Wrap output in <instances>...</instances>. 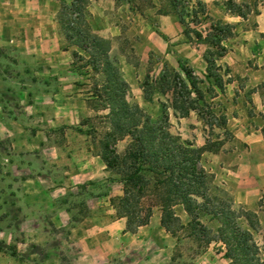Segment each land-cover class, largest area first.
Masks as SVG:
<instances>
[{"label": "rangeland", "instance_id": "obj_1", "mask_svg": "<svg viewBox=\"0 0 264 264\" xmlns=\"http://www.w3.org/2000/svg\"><path fill=\"white\" fill-rule=\"evenodd\" d=\"M43 1L52 11L45 19H37L44 20L39 30L32 29L33 38L30 41L19 40L23 32L18 34L13 31L11 36L15 41L0 45V72L10 74L13 87L27 86L34 95L42 89L53 94L50 101L38 103L40 108L37 104H34L37 107L27 108V114L33 122L32 131L38 128L39 122H75L72 126L55 125L48 129L49 138L60 141L61 147L65 146L60 152L62 156L66 154V157L74 159L81 158L85 153L100 156L103 141H108V149H113L121 156L129 137L124 135L113 144L111 137L106 134L112 130L107 108L102 105L106 73L101 68L92 70L91 64L85 63L87 55L77 47L71 45L63 49L66 43L56 21V12L61 1L69 0ZM198 1L201 2L173 0L174 8L168 0H79L78 3L83 7L88 30L107 42L109 66L125 82V87L117 86L115 93L121 95L129 107L132 116L127 117V122L140 123L144 118L151 123L163 125L162 122H166L165 129L177 136L179 141H187L195 148H204L200 165L211 176L208 194L219 200H229L218 182L213 180L214 173L223 167V162L215 161V157L221 152H231L240 147L243 150L247 146L244 142L236 141L234 131L239 128V124L246 126L248 131V122L253 125L254 122L264 121L263 113L253 107L250 97L252 90L264 94V34L259 41L254 40L250 47H237V42L232 38L251 23L250 19L237 23L229 21L225 17L226 0H213L207 5L201 2L202 8L196 5ZM232 1L246 5L248 10L255 5V0ZM179 18L183 22H179ZM173 19L180 25L181 36L169 42L161 28L168 26ZM223 23L231 24L232 28L229 29L230 35L222 38L220 44L225 47L227 58L232 57L228 61H233L226 65L216 59L206 77L204 58L209 50L215 53L217 49L209 44L213 37L205 35L212 34L210 26ZM112 25L117 26V30L107 28ZM195 31L200 33L199 38L195 36ZM173 43L177 45L176 49ZM73 51L83 58L73 57ZM29 56L30 59H24ZM188 58H191V65L195 69L186 62ZM179 66L190 68L195 78L201 80L196 84L200 94L193 89L183 88L173 78L174 73L182 78ZM22 71L24 77L21 76ZM160 75L173 78L169 84L173 88L172 92L171 89L160 92ZM214 75L219 76V81L213 79ZM23 78L27 85H24ZM143 87L147 89L149 100L143 98ZM237 89L244 90L240 99L242 104L238 101ZM58 90L68 97L62 100V110L55 105L58 102L55 97ZM172 94L176 98L175 110L171 104ZM9 105L12 106V102ZM189 105L194 108L181 116L184 117L182 120H178L180 108ZM135 106L139 112L133 109ZM38 113L41 116H37ZM58 115L63 117L62 121H59ZM63 138H69L71 142L64 143ZM36 159L39 160V157ZM231 166V163L226 165L227 168ZM117 176L111 171V180H117ZM23 179V173L10 172L7 175L0 171V264H105L99 256H78L71 250V241L67 236L71 226L57 222V209L63 197H52L47 186L42 189L25 187ZM66 192L63 195L66 196V206L73 209L72 219L74 214L78 218L83 213V199L73 196L70 191ZM148 194H153L151 183L144 195ZM231 207L241 215L236 223L250 233L249 242L256 246V259L264 260V202L258 200L250 210L232 203ZM243 211L249 214L254 229L248 226ZM143 212L146 213V210ZM139 214L133 209L129 218L132 216V220H135L141 216ZM187 220L188 217L179 222L185 225ZM199 221L212 232L217 227V221L209 219L207 215H200ZM174 230L176 240L166 264H226L221 256L223 248L220 243L212 241L205 245L202 240L188 236L187 228L174 226ZM8 248L14 249L16 256L10 255ZM111 261L112 264H120L121 259L116 256L110 258L108 263Z\"/></svg>", "mask_w": 264, "mask_h": 264}, {"label": "crops", "instance_id": "obj_2", "mask_svg": "<svg viewBox=\"0 0 264 264\" xmlns=\"http://www.w3.org/2000/svg\"><path fill=\"white\" fill-rule=\"evenodd\" d=\"M200 1L207 5L213 0ZM254 3L253 8H250L243 18L228 10L225 13V17L233 23L249 19L251 21L245 29L232 38L237 42V47L239 45L250 47L254 40L259 41L260 36L264 34V3L263 0H255ZM45 5L46 2L43 0H0V31L4 35L0 37V45H9L10 42L15 41L11 36L13 31L19 32L18 34L23 32L19 40L30 41L34 36L31 32L39 30L42 20L52 11H49ZM41 17L44 19L38 22L37 19ZM107 28L111 31L117 30L115 25ZM161 32L169 42L181 36L180 25L174 19L168 26L162 27ZM173 48H177L175 43ZM228 52L233 53L235 50ZM230 58L232 57L227 58L224 53L218 59L221 63L229 65L233 61H228ZM24 59H30V56ZM20 60L21 57L18 58V61ZM191 61V58H188L186 62L194 68ZM21 76H25L24 71L21 72ZM23 80L24 85H27L25 78ZM12 82L8 72H0V171L2 174L23 173L25 187L34 186V189L39 187L42 189L47 186V191L52 197H63L57 209V222L71 226L67 234L71 241L69 245L78 256L96 255L101 257L105 264L116 256L120 257V264H166L176 238L175 235L165 231L160 224L159 196L153 193L140 197L138 205L149 210V215L145 223L137 225L133 231L127 230V218L120 213L117 203L122 193V183L111 180V171L100 156L89 153L75 159L66 157V154L62 156L60 152L65 146L61 147L60 141L48 136L50 127L72 126L75 122L54 120L39 122L38 128L32 131L33 122L30 121L31 116L27 114V108H34L39 106L38 103L50 101L53 94L42 89L40 93L34 95L27 86L13 87ZM243 93L244 90L237 89L240 104ZM55 97L58 99L55 103L56 107L62 110V100L68 97L59 90L55 93ZM250 97L253 107L264 115V94L252 90ZM10 102L12 106L9 105ZM37 116H41L40 113ZM58 118L62 121L63 117L58 115ZM183 118L177 117L178 120ZM247 124L250 126L248 131L246 126L240 124L234 131L236 141L244 142L247 146L243 150L240 147L231 152L218 154L215 161H222L223 167L221 172L214 173L213 180L218 182L232 204L250 210L255 207L258 200L264 202V121L254 122L253 125L250 122ZM63 142L69 143L71 140L63 138ZM230 163L232 166L227 168L226 165ZM66 191L83 199L81 203L83 213L78 218L74 214L72 219L73 209L66 206L64 199L66 196H63ZM29 206L31 207L30 204ZM172 209L179 221L188 217L181 204L173 205ZM112 263L111 261L108 264Z\"/></svg>", "mask_w": 264, "mask_h": 264}, {"label": "trees", "instance_id": "obj_3", "mask_svg": "<svg viewBox=\"0 0 264 264\" xmlns=\"http://www.w3.org/2000/svg\"><path fill=\"white\" fill-rule=\"evenodd\" d=\"M78 1H61L56 12V21L66 43V46H62L63 49L71 45L77 47L87 55L85 63L89 62L92 70L101 68L106 73L105 97L102 105L107 108V117L112 124V130L106 133L111 137V142L114 144L124 135L129 137L121 156H118L113 149H108V141L102 142L100 154L105 166L117 174V180L122 183V193L117 203L120 213L127 218L126 229L133 231L137 225L147 220L149 210L138 206V202L145 194L148 184L151 183L153 193L159 196L160 224L165 231L174 235V226H178L187 228L188 236L202 240L205 245L212 241L220 243L223 248L221 256L226 260V264H264V260L255 257L256 246L253 242H249V231L241 229L236 223L241 215H238L237 211L231 207L230 201L219 200L208 194V181L211 176L200 165V155L204 148H195L187 141H179L177 136L171 135L165 129L166 122H162L163 125L151 123L146 118L140 123L127 122V117L132 116L129 107L121 95L115 93L117 86L125 87V82L115 75L108 64L107 42L88 30L84 22L83 7ZM170 5L174 8L173 0ZM196 5L200 8L203 6L199 1ZM226 5L230 13L242 18L249 11L246 5L237 4L232 0H226ZM179 19V22H183L182 18ZM230 28L232 25L228 23L210 26L212 34L205 35L213 37L209 44L217 49L215 53L209 50L204 58L206 77L214 61L225 52V47L220 44V41L230 35ZM194 34L199 38V32L195 31ZM211 54L214 55L213 58L210 57ZM72 56L83 58L76 51L72 52ZM179 68L182 78L178 73H174L173 78L175 77L183 88L193 89L200 94L196 84L201 80L195 78L190 68L186 66H179ZM173 78L168 79L166 75L158 77L160 92L171 89L169 84ZM213 79L219 81V76L214 75ZM220 86L217 82V87L220 88ZM142 91L143 98L149 100L146 87H143ZM175 103L176 98L172 94L171 104L174 110L177 107ZM192 108L194 107L190 105L180 108L178 116L186 115ZM133 109L139 112L138 107L135 106ZM175 204H181L188 216L185 225L179 222L173 212L172 206ZM133 209L138 214L142 213L135 220H132V216L129 218ZM145 210L146 213L143 212ZM242 213L248 226L254 229L253 221L248 217L249 214L245 211ZM200 215H207L209 219L217 221L214 232L199 221ZM262 241L264 242V230ZM8 251L10 255L16 256L14 249L8 248Z\"/></svg>", "mask_w": 264, "mask_h": 264}]
</instances>
